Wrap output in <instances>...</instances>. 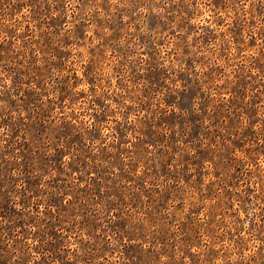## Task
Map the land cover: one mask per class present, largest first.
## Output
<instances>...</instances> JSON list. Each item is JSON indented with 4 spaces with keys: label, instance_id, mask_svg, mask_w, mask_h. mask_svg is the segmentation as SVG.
Returning a JSON list of instances; mask_svg holds the SVG:
<instances>
[{
    "label": "rangeland",
    "instance_id": "rangeland-1",
    "mask_svg": "<svg viewBox=\"0 0 264 264\" xmlns=\"http://www.w3.org/2000/svg\"><path fill=\"white\" fill-rule=\"evenodd\" d=\"M0 264H264V0H0Z\"/></svg>",
    "mask_w": 264,
    "mask_h": 264
}]
</instances>
